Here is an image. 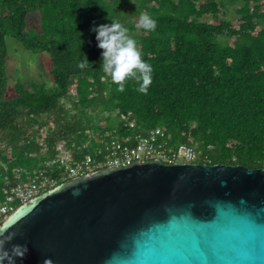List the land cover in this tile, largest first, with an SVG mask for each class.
<instances>
[{
	"label": "trees",
	"instance_id": "trees-1",
	"mask_svg": "<svg viewBox=\"0 0 264 264\" xmlns=\"http://www.w3.org/2000/svg\"><path fill=\"white\" fill-rule=\"evenodd\" d=\"M231 7L232 19L221 11ZM141 13L154 32L137 28ZM112 21L153 68L146 95L133 80L118 92L101 68L93 29ZM6 38L49 55L52 85L18 81L7 98ZM157 128L199 164L264 168V0H0V205L40 172L56 186L67 181L60 143L69 165L87 154L104 161L102 140L133 146Z\"/></svg>",
	"mask_w": 264,
	"mask_h": 264
},
{
	"label": "water",
	"instance_id": "water-1",
	"mask_svg": "<svg viewBox=\"0 0 264 264\" xmlns=\"http://www.w3.org/2000/svg\"><path fill=\"white\" fill-rule=\"evenodd\" d=\"M9 233L8 249L28 248L14 264H264V168H102L20 205L0 225Z\"/></svg>",
	"mask_w": 264,
	"mask_h": 264
},
{
	"label": "built area",
	"instance_id": "built-area-1",
	"mask_svg": "<svg viewBox=\"0 0 264 264\" xmlns=\"http://www.w3.org/2000/svg\"><path fill=\"white\" fill-rule=\"evenodd\" d=\"M129 126L133 128L134 123L131 122ZM129 141L130 138H126L124 142H119L116 139L102 140L103 148L106 151L104 161H96L89 154L74 165H69L68 159L64 160L62 163L64 169L61 176L65 180H69L78 176L90 175L102 168L124 167L134 162L159 161L164 165H173L193 164L197 163L199 159V154L191 147L181 144L173 145L170 136L161 128L153 130L148 136L137 137V141L133 146L128 144ZM95 150L100 152L101 148H95ZM59 169H62V167H59ZM54 187H56V182L44 177L42 172L39 173L38 179H32L28 183H20L11 190V193L6 196L5 201L0 205V218H7L17 209L11 204L14 201L18 200L22 205Z\"/></svg>",
	"mask_w": 264,
	"mask_h": 264
},
{
	"label": "clouds",
	"instance_id": "clouds-1",
	"mask_svg": "<svg viewBox=\"0 0 264 264\" xmlns=\"http://www.w3.org/2000/svg\"><path fill=\"white\" fill-rule=\"evenodd\" d=\"M157 22L148 14L141 13L138 29L154 32ZM97 47L102 49L101 68L107 73L117 91L123 92L128 80L138 83V91L147 94L148 88L152 84L153 68L142 59V52L137 47V42L128 35V29L117 21L109 24H101L95 27ZM90 65L87 58L77 65L84 69ZM2 235V234H0ZM15 237V233H9L6 237L0 238V264H14L16 258L23 259L28 252L26 245L13 244L10 249L6 247ZM146 251H139L136 258L147 256ZM43 264H53L50 258H45Z\"/></svg>",
	"mask_w": 264,
	"mask_h": 264
},
{
	"label": "rangeland",
	"instance_id": "rangeland-1",
	"mask_svg": "<svg viewBox=\"0 0 264 264\" xmlns=\"http://www.w3.org/2000/svg\"><path fill=\"white\" fill-rule=\"evenodd\" d=\"M225 14V17H234L233 8L229 11L221 10ZM227 12V14H226ZM209 17H205L204 20L208 21ZM27 22L35 29L39 28V16L29 15ZM7 57H6V75H7V98L15 95L14 85L16 82L22 83H45L47 86L52 85V79L50 76L51 61L47 53L33 54L30 51L25 50L20 43L12 38H6ZM65 108H70L71 103L67 100L61 102ZM46 130V128H45ZM60 152V159L65 160L67 157V150L63 143L58 145ZM182 163L181 161H179ZM6 217H2V221ZM1 222V221H0Z\"/></svg>",
	"mask_w": 264,
	"mask_h": 264
}]
</instances>
